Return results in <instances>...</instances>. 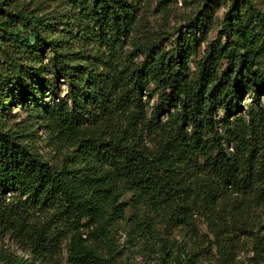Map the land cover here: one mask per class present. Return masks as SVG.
Returning <instances> with one entry per match:
<instances>
[{
	"label": "trees",
	"instance_id": "obj_1",
	"mask_svg": "<svg viewBox=\"0 0 264 264\" xmlns=\"http://www.w3.org/2000/svg\"><path fill=\"white\" fill-rule=\"evenodd\" d=\"M43 3L0 0V240L42 264L63 248L60 264H118L128 207L165 264H235L247 244L264 264V11L230 0L202 49L207 2L164 44L136 1ZM39 125L58 164L31 144Z\"/></svg>",
	"mask_w": 264,
	"mask_h": 264
},
{
	"label": "rangeland",
	"instance_id": "obj_2",
	"mask_svg": "<svg viewBox=\"0 0 264 264\" xmlns=\"http://www.w3.org/2000/svg\"><path fill=\"white\" fill-rule=\"evenodd\" d=\"M29 5H34L37 0H23ZM136 1L141 9L140 13H144L147 16L152 25V29L156 32L164 31L161 33L163 35L162 44L170 43L179 34L180 31H185L184 25L185 20L188 17H192L200 8H202L204 3L211 5V18L209 21V26L207 30L206 37L202 43V49L206 44L215 39L221 32V20L227 10L230 8V0H133ZM257 8L264 11V0H250ZM45 6L50 4V0H44ZM30 7V6H29ZM60 94L63 95L66 91L65 85L61 82L59 84ZM155 99H151V103ZM250 103V97L246 96L242 100L243 109L235 112L233 115H245V109ZM261 103L264 107V95L261 96ZM9 120L10 123L15 124V127H20L26 122H29L27 112L20 108L17 104L10 105L9 107ZM223 116V112L219 111L217 118ZM34 149L38 151L40 155L47 161L50 165L58 164L60 160V154L52 149V145L49 144L46 133L44 132L42 126H37L36 136L32 139ZM30 141V139H29ZM31 142V141H30ZM130 199V194L126 193L121 201L128 202ZM130 210L127 207L125 212V218L118 221L114 227V240L116 244L115 259L118 264H165L159 253L156 252L155 248L151 247L148 243L139 242L135 237L132 236L129 231V221ZM203 233L207 230L205 226H201ZM264 233V229H263ZM173 234L179 241L185 243H190L188 236L185 231H175ZM211 237V235H210ZM8 251L17 256L27 258V264H42L39 261L34 260L26 252L20 250L12 241L7 238H2L0 240V263L2 262L3 251ZM254 255V251L250 244L244 245L238 251L236 255L235 264H249L250 258ZM65 256V249H62V256L58 258L57 264H60ZM201 264H216L215 260L202 259Z\"/></svg>",
	"mask_w": 264,
	"mask_h": 264
}]
</instances>
